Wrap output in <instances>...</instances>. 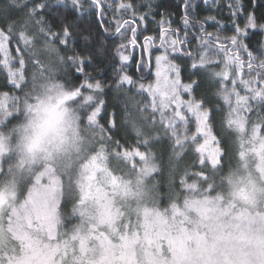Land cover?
Instances as JSON below:
<instances>
[{
	"label": "snow or ice",
	"instance_id": "obj_1",
	"mask_svg": "<svg viewBox=\"0 0 264 264\" xmlns=\"http://www.w3.org/2000/svg\"><path fill=\"white\" fill-rule=\"evenodd\" d=\"M200 2L177 28L150 0L0 3V264H264V0ZM70 16L119 41L112 83ZM40 112L59 117L43 147Z\"/></svg>",
	"mask_w": 264,
	"mask_h": 264
},
{
	"label": "trees",
	"instance_id": "obj_2",
	"mask_svg": "<svg viewBox=\"0 0 264 264\" xmlns=\"http://www.w3.org/2000/svg\"><path fill=\"white\" fill-rule=\"evenodd\" d=\"M149 0H133V3H141L146 4ZM150 2L153 5V9L155 11H163L165 15L167 16L168 13H171V20L173 21L172 27H183L181 24V16L183 14V6L181 3V0H150ZM200 2V0H198ZM223 2V0H221ZM0 3H3V0H0ZM60 11H64L63 7H60ZM141 11H148L146 7L142 8ZM264 13V8H260L257 10V14ZM195 14L199 16L200 19H203L205 16L208 15H214L217 17L218 21H222L224 23L225 28V35L231 34V24L229 22V16L227 12V8H223L220 11H217L215 6L208 7L205 6L202 2H200V7L196 10ZM69 19H75L76 23L78 25V29L82 30L83 35L80 34V32H77L76 35V41H77V49L80 51H84L94 57V64L100 65L103 69V76L104 79L108 81V83H112L114 81L115 75H116V68L119 67V61L113 59L114 57V48L113 44H118L119 41H113V40H107L105 41L104 36L98 31L97 26L93 22L91 17L86 18H76V17H69ZM130 19V17H129ZM157 19H159V16H157ZM149 29V33L153 29L156 28V24L149 23L147 25ZM208 30L209 31H215V28L213 27V22H208ZM148 34V33H146ZM84 36H88L89 38L87 40L84 39ZM259 37L254 38V43L256 40H258ZM14 47V46H13ZM131 47V46H130ZM132 49L129 48V52H131ZM136 57H139V50L135 52ZM182 64L184 62H181ZM115 64V67H112V65ZM95 74V73H94ZM188 72H185V75L187 76ZM2 73H0V82H2ZM215 91L214 85H212L208 80L201 78V85L200 88L197 89V95H206L209 99L213 98V92ZM120 96L119 93L115 91L109 92V94L105 97L107 103L109 104V109L112 110L113 108L116 109L118 114V119L122 120L123 112L121 109V102L118 97ZM137 101L142 102V98L137 96L135 97ZM133 115L135 116L136 113L134 112ZM118 136L125 135L126 130L123 127H119L116 133ZM154 151L156 152L157 156H163V159L165 163L168 160L169 152H170V145L167 141L162 142L161 144H158L155 146ZM191 160V157L186 158L184 161L180 162L179 167L182 169L186 163H189ZM159 162V160L157 161ZM161 179H164L161 177Z\"/></svg>",
	"mask_w": 264,
	"mask_h": 264
},
{
	"label": "clouds",
	"instance_id": "obj_3",
	"mask_svg": "<svg viewBox=\"0 0 264 264\" xmlns=\"http://www.w3.org/2000/svg\"><path fill=\"white\" fill-rule=\"evenodd\" d=\"M34 127L28 128V135L37 142L38 146H45L58 126L59 117L55 112H40L36 116H31ZM29 119H22L17 127L27 125Z\"/></svg>",
	"mask_w": 264,
	"mask_h": 264
},
{
	"label": "rangeland",
	"instance_id": "obj_4",
	"mask_svg": "<svg viewBox=\"0 0 264 264\" xmlns=\"http://www.w3.org/2000/svg\"><path fill=\"white\" fill-rule=\"evenodd\" d=\"M129 48H131V47H129Z\"/></svg>",
	"mask_w": 264,
	"mask_h": 264
}]
</instances>
